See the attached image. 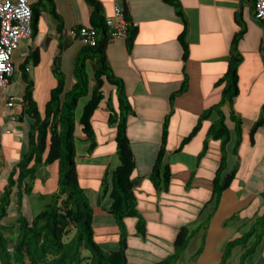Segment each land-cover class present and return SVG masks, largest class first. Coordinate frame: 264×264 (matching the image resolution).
Masks as SVG:
<instances>
[{
	"label": "crops",
	"instance_id": "0c3cea01",
	"mask_svg": "<svg viewBox=\"0 0 264 264\" xmlns=\"http://www.w3.org/2000/svg\"><path fill=\"white\" fill-rule=\"evenodd\" d=\"M100 1L107 19L114 17L119 5L128 9L138 28L131 49L127 38L111 40L107 49L109 63L124 81L134 110L128 127L137 163L133 182L140 212L147 221L144 237L137 232V221L127 220L129 263L156 264L171 257L178 235L186 227L189 243L176 264H182L189 249L190 264H221L226 244L246 236L264 215V125L251 135L254 125L264 121V21L256 17L254 0H178L189 27L190 51L185 57L180 40L185 22L174 5L164 0ZM55 3L63 23L42 12L38 31L24 39L14 53L15 72L8 86L0 87V203L11 172L28 150L32 121L23 113L27 87L21 70L24 62L32 52H38L39 62L31 61L27 69L41 111L57 86L58 68L67 75L68 88L75 83L76 58L85 43L72 32L89 25L92 8L86 0ZM241 32L236 42L242 56L239 94L232 104L222 107L231 131L230 141L223 143L212 130L221 121L216 108L235 53L233 43ZM94 69L91 63L90 70ZM231 112L243 120L240 134ZM98 116L96 113L93 119L98 143L94 149L81 129L78 131V172L94 208L96 241L112 251L119 246L121 231L110 213L112 201L106 189L111 187L120 159L115 126L108 123V116ZM98 119L101 129L97 128ZM162 149L164 162L172 171L168 191L157 190L151 180ZM219 170L222 180L232 173L235 177L215 207ZM59 182L57 167L42 168L34 194L23 199L22 207L13 196L3 220L5 231H17L19 212L28 219L37 216V207L43 210L59 191ZM254 241L255 237L246 247L235 248L229 264H240ZM245 264H264V237Z\"/></svg>",
	"mask_w": 264,
	"mask_h": 264
},
{
	"label": "trees",
	"instance_id": "16d2710c",
	"mask_svg": "<svg viewBox=\"0 0 264 264\" xmlns=\"http://www.w3.org/2000/svg\"><path fill=\"white\" fill-rule=\"evenodd\" d=\"M92 8L90 23L87 26L96 32V44H85L76 58L75 83L68 88L67 75L58 68L55 71L57 86L52 90L50 100L44 111L34 98V81L28 73L31 61L39 62V54L34 51L21 67L27 87L23 96V113L32 121L28 132V150L11 172L8 186L2 195L0 203V264H130L128 256L129 231L128 219H135L137 232L142 236L147 234V221L140 212L138 196L133 182L136 170V157L132 142L128 135L129 120L134 114L132 104L126 93L125 83L120 79L108 59L107 49L111 42L113 28L108 25L105 9L100 0H86ZM174 5L178 15L185 22V28L180 36L184 47V56L189 55L187 35L189 27L182 5L178 0H164ZM33 9V35L38 31V22L43 11L51 14L59 23L63 18L57 10L55 0H38L31 2ZM129 23L127 43L131 49L138 34V28L132 21L128 9L124 8ZM84 27L76 29L77 36ZM243 32L237 35L227 73L223 79L226 85L220 105L221 121L213 127L212 134L227 143L231 139V131L226 124V116L222 107L233 103L239 94L238 69L242 56L236 48V42ZM95 66L90 70V64ZM186 87V86H184ZM83 99L81 117L78 119V108ZM105 107L102 108V105ZM103 109L108 115V123L115 126V141L120 159L119 166L113 171L110 193V213L116 219L121 231L117 249L109 251L102 247L95 238L94 208L90 197L82 187L78 172V121L81 134L91 145L97 146V135L94 127V116ZM206 113L205 116H207ZM236 123L237 133H241L243 120L231 112ZM264 125V121L256 123L251 135ZM199 126L196 127L197 131ZM241 140H238L240 144ZM54 164L59 170V191L51 196L50 202L34 218L28 219L20 213L17 231L8 234L3 220L8 216V208L15 195L19 207L24 198L34 194L35 182L40 170ZM235 173L222 180L221 170L215 180L214 204L220 202L221 196L229 186ZM151 180L157 190L168 191L172 181V171L164 162V151L159 154ZM255 237L254 244L245 251L240 264H245L264 237V215L259 217L255 226L246 236L226 244L224 258L221 264H229L228 260L238 246L246 247ZM189 243V230L182 228L176 240V252L171 257L156 264H176L179 255ZM88 252V253H87Z\"/></svg>",
	"mask_w": 264,
	"mask_h": 264
},
{
	"label": "built area",
	"instance_id": "2783aa9c",
	"mask_svg": "<svg viewBox=\"0 0 264 264\" xmlns=\"http://www.w3.org/2000/svg\"><path fill=\"white\" fill-rule=\"evenodd\" d=\"M255 14L264 21V0H254ZM113 28L111 40L126 38L129 23L123 7L117 5L113 18L107 20ZM31 0H0V87L6 88L15 72L14 53L24 39L33 37ZM76 35V31L72 32ZM80 36L85 44H96V32L84 27ZM14 102H10L13 106Z\"/></svg>",
	"mask_w": 264,
	"mask_h": 264
},
{
	"label": "rangeland",
	"instance_id": "374dc122",
	"mask_svg": "<svg viewBox=\"0 0 264 264\" xmlns=\"http://www.w3.org/2000/svg\"><path fill=\"white\" fill-rule=\"evenodd\" d=\"M14 59V58H13ZM85 102H87V99H83L82 100V102L80 103V105H79V108H78V111H77V113H78V115L79 116H81V114H82V110H83V107H84V104H85ZM103 107H105V104H103L102 105V108ZM98 117L100 118L102 115H106V116H108L109 114L106 112V111H104L103 109H100L98 112ZM98 127L97 128H99V129H101V127L100 126H102V122H101V120L100 119H98ZM77 129H78V131L81 129V126H80V124H79V121H78V125H77ZM53 166H55V167H57L58 168V165L57 164H54ZM37 210H39V211H37L38 212V214L41 212V210L42 209H38V207H37ZM88 253V252H87ZM191 254H192V249H189L188 250V252H186L184 255H183V258H182V264H190L189 263V261H190V258H191Z\"/></svg>",
	"mask_w": 264,
	"mask_h": 264
}]
</instances>
